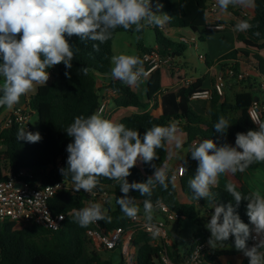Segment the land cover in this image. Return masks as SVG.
<instances>
[{
  "label": "trees",
  "instance_id": "trees-1",
  "mask_svg": "<svg viewBox=\"0 0 264 264\" xmlns=\"http://www.w3.org/2000/svg\"><path fill=\"white\" fill-rule=\"evenodd\" d=\"M160 3L164 6L165 12L172 16L167 23L168 27L180 30H189L192 33L201 34L208 25L207 7L211 0H180V10L176 13L170 0H152L153 11ZM228 10L239 20H247L253 24V28L246 32V37L241 32H237L236 41L247 47L264 50V0H255L254 15L246 17L240 12L233 10L229 6ZM237 21H232V27ZM258 25V27H257ZM156 33L157 44L161 48L163 55L171 54L174 63L170 67H162L154 71L149 79L144 83L145 92L141 95L136 86H128L110 76L111 57L114 56L113 41L117 33L133 32L118 28L114 31L112 38L99 46V51L93 50L94 41L80 42L77 36L68 38L69 43L74 48H79L72 61V68L66 69L61 63L58 65V81H52L46 85H40L37 92L31 97L29 108L34 111L39 118V133L41 141L29 143L17 140V131L23 128L19 124L13 123L8 127L0 124V161L8 162L15 170H30L39 177L41 186L55 184L66 180L70 184L71 177H64L60 169L67 167L66 151L67 145L73 142V138L66 133V128L80 115L88 117L97 113L102 105V91H116L114 106L117 109L132 108L135 111L123 117L118 123H123L129 128L136 129L141 136L146 130L154 125L166 126L170 122H175L181 132L187 135L185 146L191 148L194 141L212 139L217 145L224 143L235 146L237 133H246L249 130H258L254 127L250 116L249 108L260 102L256 98L259 95L251 88L237 93L233 102L224 100L217 93L210 100V112L208 115L201 114L195 110L190 100L191 95L202 88L204 78H199L190 84L187 82L188 73L184 69L182 58L188 45L175 42L164 34L160 27L153 26ZM259 36H255V32ZM67 38V37H66ZM142 54H139L142 59ZM238 55L252 57L256 60V69L262 71L264 58L260 54H249L246 51L234 49L219 59L223 64V70L232 64L236 71H239L240 64L237 61ZM208 64L211 61H206ZM2 63V59H0ZM88 68L89 72L84 75L80 69ZM53 71V67L47 70ZM69 76L65 75V72ZM240 72V71H239ZM264 73V69L262 71ZM105 76V81L99 82L98 76ZM236 79V78H235ZM3 77L0 76V84ZM51 80V79H50ZM251 78L240 80L242 83L250 81ZM101 83V85H100ZM254 85H256L254 83ZM2 95V93H0ZM3 107H0V114ZM108 112L104 110V115ZM220 116L227 118L231 125L226 134L221 136L214 129V124ZM115 121L110 117H104ZM116 122V121H115ZM32 132L35 133L32 128ZM169 145L165 148L157 149L158 159L151 163L142 161L130 169L128 182H146L148 177L154 173L152 164L160 166L167 163ZM258 166L264 167V162L251 165L245 172L255 169ZM198 165L193 161L191 153L185 159L183 175L175 182V186L170 183L167 190L159 185L153 190L151 200L154 206L159 202L165 204L170 212L178 214L176 219L178 229L186 225H194L196 230L192 234L190 246L182 253L178 249L179 243L166 246L168 255L173 264H185L191 257L195 249L201 245H208L207 241L211 236L205 225L210 221L214 213V208L209 202L201 198L198 201L192 198V192L188 187V181L194 178ZM244 173L225 174V177L236 184L237 189L244 195L253 191L244 179ZM172 174L170 171L169 175ZM101 182L97 189L107 192L110 202L106 205L108 215L112 217L110 223L99 221L87 228H82L71 215L73 208L88 206V196L84 192L73 193L71 190L60 191L51 201V208L55 213H65L67 218L62 228L57 231L46 229L39 225L11 220H0V264H78L86 250H89V264H114L110 260L102 259L96 250H90L94 245L89 236V231L93 229H104L107 233L118 228L125 230L126 236L132 235V244L136 248L137 264H157L161 261V252L165 249L163 243L151 234L136 227L133 220L125 216L116 203V198L124 194L120 190L119 182L107 178H100ZM217 193L215 203L227 205L235 201L225 188L216 186L212 188ZM129 196L136 198L135 202L143 206L146 197L140 196L138 190H130ZM112 201H114L112 203ZM247 201L242 200L236 212L242 222L252 227L246 215ZM151 222H154L151 221ZM181 231V230H180ZM253 234V233H252ZM251 238L247 241L249 245ZM234 244V237H231L224 244L217 245L218 248H207L204 252V264H234L232 261L225 263L222 259L235 255H241V260L237 264H249L248 258L242 252L227 248ZM122 255V254H121ZM120 264H124V257ZM163 264V263H162Z\"/></svg>",
  "mask_w": 264,
  "mask_h": 264
},
{
  "label": "clouds",
  "instance_id": "clouds-1",
  "mask_svg": "<svg viewBox=\"0 0 264 264\" xmlns=\"http://www.w3.org/2000/svg\"><path fill=\"white\" fill-rule=\"evenodd\" d=\"M217 4L222 12H227L230 5L255 7V0H217ZM162 8L163 5L157 3L156 11H153L152 0H0V76L3 77L0 107L11 110L36 85H46L50 78L48 69L61 63L66 69L72 68L79 48H74L68 38L75 35L80 42H98L92 47L99 51V46L109 41L118 28L141 33L148 26L163 27L172 16L161 13ZM253 27L249 21L239 20L232 31L247 32ZM254 35L260 33L257 31ZM111 64V77L128 86L138 87L142 78L148 76L144 60L138 55H114ZM80 71L87 75L89 69L81 68ZM65 75L69 76V73L66 71ZM253 123L258 124V130L237 133L235 146L228 143L218 146L212 139L194 141L189 152L192 159L198 161V167L194 178L188 181V187L194 200L204 198L214 208L205 225L211 233L207 241L209 247L216 249L231 236L236 250L248 258L249 264H264V195L259 190L244 195L231 181L225 185V191L234 199L236 207L242 200L247 201L250 228L242 222L231 202L216 204L217 193L212 191L221 174L244 173L251 165L264 162V121L254 120ZM230 125L227 118L220 116L214 129L223 136ZM65 131L73 142L66 148L67 167L61 168L60 172L64 177H71L74 190L83 189L95 194L100 178L117 181L124 194L116 198L120 210L128 218L137 219L140 208L136 198L128 193L138 190L140 196L146 197L143 210L146 220L151 222L155 208L151 200L153 190L157 185L167 190L170 183L174 187L176 173L169 175L171 169L167 163H162L160 166L152 164L155 170L146 182L130 184L127 177L138 161L151 163L158 159L157 149L166 145L183 146L182 132L177 124L154 125L141 136L138 130L103 118L97 112L88 117H75ZM41 139L39 132L25 128L17 131V140L36 143ZM156 203L159 204V200ZM71 215L82 228L99 221L110 223L112 219L108 209L99 202L73 208ZM253 232L255 236H252ZM159 233L160 229L155 228L151 235L155 239ZM250 238L258 243L249 247L247 241Z\"/></svg>",
  "mask_w": 264,
  "mask_h": 264
},
{
  "label": "built area",
  "instance_id": "built-area-1",
  "mask_svg": "<svg viewBox=\"0 0 264 264\" xmlns=\"http://www.w3.org/2000/svg\"><path fill=\"white\" fill-rule=\"evenodd\" d=\"M216 9L217 5L215 3L209 4L207 7L208 15L215 13ZM160 28L165 32V25ZM209 28L213 30H220L223 26L220 24H213ZM180 42L186 45L194 46L197 42V38L196 36H182L180 38ZM142 59L144 60V68L148 72V76L146 78H142L141 82L149 79L151 74L157 69L172 66L175 61L173 55H163L159 45H156L144 52ZM49 76V79L53 77L52 71L49 72ZM248 77H250V73L245 71H236L233 66L229 65L216 75L213 88H201L196 90L191 95L190 100L210 101L215 93L223 97L225 95L227 78L243 80ZM261 89L264 91V84L261 85ZM112 93L117 95L116 91H112ZM107 105L108 100L104 99L98 111L101 115H103ZM248 112L252 123L254 120L264 121L262 108L257 103H254L249 108ZM30 118V110L16 106L5 118L4 126L8 127L11 124L16 123L25 128L27 131L32 132ZM253 125L256 128L259 127L258 124L253 123ZM180 167L184 168V166H178L176 169V182L179 181V178L184 172ZM39 179L40 178L35 176V174L30 170L15 171L8 162L0 161V220L25 222L39 225L53 231H57L62 228L67 216L65 213H55L51 208V201L60 191L67 188L73 193H76L74 190V184H70L66 180H62L55 184L43 187L41 186ZM80 191L84 192L88 197L96 199L97 202H104L109 196L107 192L99 189L94 190L95 194H89L83 189ZM155 208L165 216L171 215L176 219L178 218V214L170 212L168 207L161 202L156 204ZM61 217L63 218L61 219ZM134 224L136 227H140V229L149 234H151L155 228L160 229V233L156 238L165 246V249L161 252V261L163 264H173L166 247L171 245V243L168 240V232L165 221H139L137 223L134 222ZM125 233L126 232L123 228H118L110 233H107L104 229H93L89 231V236L93 240L97 249L120 250L126 262L128 264H133L136 260V248L132 244V235L126 236ZM255 235V232H253L252 236ZM256 243H258V240L251 239L248 246L251 247ZM207 248L208 246L206 244L199 245L185 264H204V252Z\"/></svg>",
  "mask_w": 264,
  "mask_h": 264
},
{
  "label": "crops",
  "instance_id": "crops-1",
  "mask_svg": "<svg viewBox=\"0 0 264 264\" xmlns=\"http://www.w3.org/2000/svg\"><path fill=\"white\" fill-rule=\"evenodd\" d=\"M170 1H171V5H172L174 11L176 13H179L180 0H170ZM213 3H215L217 5L216 12L211 14V15H208V25L209 26L206 29H203L201 34L195 35L194 33H192L189 30L174 29V28L168 27L167 23L165 24L166 30H165L164 34L167 37L171 38L175 42H180V38L182 36H184V37L196 36L197 42H198V40H200V41H203L209 45L213 41H216L218 43L217 45L219 46L218 47L219 49L213 50L214 55L212 57L210 54H206L205 56L201 57V62L206 64V66L208 67V72H209L208 76L198 77L196 75H187V82L190 84L196 82L199 78H204L202 88H213L216 75L223 70V64L219 63V59L223 55L227 54L228 52H230L234 49H238L240 51H246L249 54H253V55L254 54H262L264 52V50L259 51L256 48L247 47L245 45L238 43L236 41L237 32L232 31L233 27L231 25V22L232 21L238 22L239 19H237V17H235V15L232 13L231 10H228L227 12H222L218 7L217 0H211L210 4H213ZM230 7H232L233 10L240 12L242 15H244L246 17H252L254 15V7H252V8H241L238 6L233 7L231 5H230ZM213 24H220L223 26V28L220 30L210 29L209 27L212 26ZM241 33L244 34L246 37H249L246 34V32H241ZM225 39L228 42L227 48L225 46V45H227V43H224ZM196 43L194 46H196ZM156 45H158V44L156 43ZM149 49L144 50V52L148 51ZM237 58H238L237 61L240 64L239 71L240 72L245 71V72L250 73L251 80L247 81L246 83H242L241 85L236 86V84L234 83L236 80H234L233 78H227L226 79L225 97L220 100V103H222L224 100L229 101V102H233L235 95L237 93H241V92L246 91L248 86L254 92H256L258 95H259L258 92L263 91L261 89V86L258 87L256 81L254 79H252V77H251L250 68L252 69L253 72H256L258 75L263 74L262 73L263 69H262V71H261V69L260 70L256 69V66H257L256 60L252 57H246L244 55H238ZM207 60L211 61V63L208 64L206 62ZM230 63L228 64V66L232 65ZM54 68H55V66L53 67V69ZM53 74H54V72H53ZM48 81H50V79ZM2 83H3V80H2ZM254 83L256 85H254ZM46 84H47V82H46ZM100 85H101V83H100ZM39 86L40 85H36L33 91L29 92L25 96H22L20 99V102L17 105H15L14 107L19 106V107L27 108L28 110H30V108H29L30 99L37 92V89ZM257 89H258V91H257ZM138 91L141 95H143L145 92V86L144 85L142 87L139 86ZM102 96H103V100L104 99L108 100V105L106 108H107L108 112L110 111V113L108 115L103 114L102 115L103 118L105 116L107 118L112 116L116 122H119L123 117L131 115L135 111L132 108L117 109L114 106V99L116 98V95L112 93V90L102 91ZM259 97H260V100H259L260 107L262 108V112L264 114V96L259 95ZM198 103H199V106L198 107L195 106V110L201 114L208 115L210 112L211 101H201ZM11 110L7 109L6 107H3L0 115H2V116L8 115ZM31 113H34V111H32ZM181 139L183 141V146L181 148H176L175 145H169L167 164H168V166L172 172H176V169L178 168V166H184L185 159L188 156V154L190 153L189 152L190 148L188 146L187 147L185 146V144L187 142V135L182 133ZM193 161L196 162V164L198 165V161H196L194 159H193ZM247 178L258 179V180L261 179L262 184H264V167L258 166L255 169H252V170L245 172L244 179H247ZM228 182H229V180L225 177V174H221L219 177L218 186L225 188V185ZM237 191H239V190L237 189ZM103 250L104 249H100V248L97 249L98 254L102 259L110 260L114 264H120L121 263V261H122V255L121 254H120V258H119L118 262L115 263L114 260L112 259V257L107 258V257L103 256V253H105ZM222 260L225 263H227L228 261H232L234 264H237L241 260V255L225 257ZM124 264H128L125 259H124ZM133 264H137L136 261H134Z\"/></svg>",
  "mask_w": 264,
  "mask_h": 264
},
{
  "label": "rangeland",
  "instance_id": "rangeland-1",
  "mask_svg": "<svg viewBox=\"0 0 264 264\" xmlns=\"http://www.w3.org/2000/svg\"><path fill=\"white\" fill-rule=\"evenodd\" d=\"M161 13H166L165 8L163 6L162 9H160ZM139 36L140 38L137 39L136 37ZM157 41H156V33L153 28V26H148L145 29L142 30L141 33H134V32H123V33H117L115 35L114 41H113V50H114V55H120V54H127V55H139L142 54L143 50L146 49H151L155 47ZM224 43H227L226 48L228 47V42L225 39ZM218 43L216 41H213L210 45L198 40L196 43V46H191L188 45L187 50L184 53V57L182 58L183 61V66L188 75H196L198 77H204L208 76V67L206 64L201 62V57L205 56L206 54H210L211 57L214 55L213 50H218L219 46L217 45ZM212 47V48H211ZM264 58V52L260 54ZM263 69H264V64H263ZM53 77L50 81H47V83H50L52 81H58V65L55 66L53 69ZM251 72V77L254 79L259 86H261L264 83V73L262 75H258L256 72H253L252 69L250 68ZM105 76H98L99 82L105 81L104 79ZM111 77V74L110 76ZM236 80L234 83L237 85H241L242 82L238 79L233 78ZM144 85V83L141 85V87ZM260 96H264V92L260 91L258 92ZM225 97V95H224ZM201 101H192V105L195 108L199 106V103ZM110 113L107 112L106 115ZM31 118L30 122L32 125V128L34 129L35 132L39 131V118L38 114L36 112L31 113ZM7 115H0V124H4L5 118ZM142 161H138V164L141 165ZM246 183L249 185V187L253 190H259L262 195H264V184H262L261 179H252V178H247L245 179ZM88 206L91 203H96L97 200L88 197ZM110 202V199H106L104 202H99L101 203L105 208L106 205ZM114 201H112L113 203ZM137 205L140 208V212L138 214L137 219L134 220L135 223L139 221H144L146 222L143 206L137 203ZM133 220V219H132ZM156 220H164L166 223L167 227V232H168V240L170 241L171 245L174 243H179L178 244V249L180 252L184 253L187 248L190 246L191 239H192V234L196 230V227L194 225H186L182 229H178L177 223H176V218L168 215L165 216L161 214L156 208H154L153 212V219L152 221ZM149 222V221H148ZM181 230V231H180ZM208 248L209 245H207ZM95 245L90 246V250H96ZM218 248V246H217ZM227 248L229 249H236L235 245H229ZM105 253H103L104 257H112L115 263L118 262L120 258V250H103ZM90 257V252L89 250H86L83 257L79 260L78 264H89L88 260ZM157 264H162L159 261Z\"/></svg>",
  "mask_w": 264,
  "mask_h": 264
},
{
  "label": "water",
  "instance_id": "water-1",
  "mask_svg": "<svg viewBox=\"0 0 264 264\" xmlns=\"http://www.w3.org/2000/svg\"><path fill=\"white\" fill-rule=\"evenodd\" d=\"M257 91H258V89H257ZM256 100H257V101H259V100H260V98H258V97H257V98H256Z\"/></svg>",
  "mask_w": 264,
  "mask_h": 264
}]
</instances>
